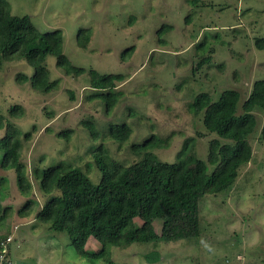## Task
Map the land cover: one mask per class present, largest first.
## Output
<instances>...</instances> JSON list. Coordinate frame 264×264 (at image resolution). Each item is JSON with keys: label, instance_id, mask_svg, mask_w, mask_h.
Wrapping results in <instances>:
<instances>
[{"label": "rangeland", "instance_id": "1", "mask_svg": "<svg viewBox=\"0 0 264 264\" xmlns=\"http://www.w3.org/2000/svg\"><path fill=\"white\" fill-rule=\"evenodd\" d=\"M8 2L12 14L29 15L38 30L60 29L64 54L85 69L78 76L65 74L54 57L48 56L49 79L55 85L42 92L28 82L16 81L17 73L32 74L29 63L0 64V113L22 133H29L20 148L29 175L34 167L67 161L97 183L100 172L90 155L92 146L101 142L112 157L128 163L138 158V153L129 150L131 145L151 134L161 140V146L150 149L160 161L174 162L184 140L191 136L196 139L197 156L205 159L210 136L196 134L204 129L201 117L188 109L194 96L204 91L216 100L222 90L231 88L239 91L242 101L252 83L264 78V48L254 44L255 37H264V0H203L206 5L195 7L189 0ZM162 25L169 28L159 35L156 31ZM79 27L90 29L85 49L75 41ZM91 68L125 76L112 90L119 97L108 111L101 98L91 97L99 91L89 85L87 71ZM15 105L20 107L18 115H11ZM254 113L252 158L240 168L232 188L200 199V234L112 247L111 264H264V110ZM83 121H92L101 132L109 124L125 122L131 134L121 146L109 136L95 140ZM67 130L68 137L59 134ZM4 173L10 180L3 203L12 204V209L0 226V235L8 230L5 235L11 237L6 249L9 264H107L81 257L64 231L50 230L47 223L36 219L46 195L35 180L32 191L21 194L15 190L14 170H0V176ZM26 197L35 199L29 213L21 217L16 211ZM140 221L134 218L135 224ZM160 224V219L154 221L158 233ZM85 247L96 250L99 243L90 238Z\"/></svg>", "mask_w": 264, "mask_h": 264}, {"label": "trees", "instance_id": "2", "mask_svg": "<svg viewBox=\"0 0 264 264\" xmlns=\"http://www.w3.org/2000/svg\"><path fill=\"white\" fill-rule=\"evenodd\" d=\"M189 3L194 7L206 5L203 0H189ZM129 18L134 19L133 16ZM168 28L162 25L156 32L162 35ZM89 36L88 27L77 29L75 41L79 48L87 47ZM35 42L40 45H34ZM254 44L257 49H263L264 37H255ZM131 49L132 46L125 49L121 58ZM48 56L54 57L55 65L65 74L78 76L85 71L64 54L60 29L40 31L29 15L12 14L8 0H0V64L26 61L33 72L31 75L17 73L16 81L28 82L32 89L47 92L55 85V81L49 79ZM203 61H199L197 68ZM87 73L89 85L99 89L91 97L101 98L106 111L110 110L119 97L112 90L125 79L124 74L101 73L92 68ZM19 108L12 106L11 115H18ZM188 109L201 117L204 131H197V136H210L205 159L197 156L193 136L184 140L176 160L169 163L158 160L150 150L162 144L155 134L131 145L129 150L138 153V158L128 163L112 157L100 142L90 149L93 163L100 172L97 183L89 179L87 172L67 161L34 167L29 175L25 159L20 156L22 138H28L29 133H22L0 113V170H14L15 190L21 194L28 195L32 191V181H36L38 190L46 195L36 211V219L47 223L50 230L64 231L81 257L111 264L112 247L197 237L201 232L200 199L205 194L218 195L232 188L240 168L252 158L250 138L256 126L254 111L264 110V78L252 83L242 101L236 89L222 90L216 100L203 91L194 96ZM82 124L92 139L109 136L119 146L131 134V127L125 122L109 124L106 132L99 131L92 121ZM68 132L59 134L68 137ZM261 140H264V125ZM8 180L5 173L0 176V226L12 209V204L3 203ZM34 199L26 197L16 213L26 216ZM136 217L141 220L140 224H135ZM156 219L161 220L159 233L154 227ZM6 233L0 235V242L4 241L9 250L11 237ZM90 238L99 243L96 250L85 247ZM5 257L4 264H9L8 253Z\"/></svg>", "mask_w": 264, "mask_h": 264}, {"label": "built area", "instance_id": "3", "mask_svg": "<svg viewBox=\"0 0 264 264\" xmlns=\"http://www.w3.org/2000/svg\"><path fill=\"white\" fill-rule=\"evenodd\" d=\"M0 245H2V248L0 249V264H4V261L7 259L5 257V254H6V243L4 241H1Z\"/></svg>", "mask_w": 264, "mask_h": 264}]
</instances>
